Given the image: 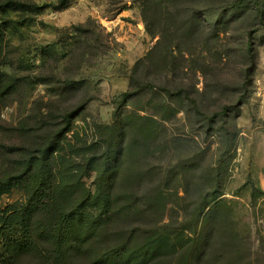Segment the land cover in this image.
Wrapping results in <instances>:
<instances>
[{"label": "rangeland", "instance_id": "obj_1", "mask_svg": "<svg viewBox=\"0 0 264 264\" xmlns=\"http://www.w3.org/2000/svg\"><path fill=\"white\" fill-rule=\"evenodd\" d=\"M229 1L0 0V246L38 229L50 165L67 207L101 191L58 264H264V28L246 90L249 17Z\"/></svg>", "mask_w": 264, "mask_h": 264}, {"label": "trees", "instance_id": "obj_2", "mask_svg": "<svg viewBox=\"0 0 264 264\" xmlns=\"http://www.w3.org/2000/svg\"><path fill=\"white\" fill-rule=\"evenodd\" d=\"M12 2V1H11ZM230 11L234 12L235 10H242L241 14L247 15L249 17V21L245 24L243 39L245 41V47L247 52V65L243 70V80L242 84L244 88L247 90L248 86H252L254 82V70L256 69L258 62V50L256 48V39L255 33L257 30L264 28V1L263 0H231L229 1ZM12 3H7L5 6H13L8 5ZM15 4V3H14ZM16 8V7H14ZM246 94L241 95L240 102H245ZM225 107V106H224ZM226 110V109H225ZM224 112V111H222ZM45 159L44 157H32L30 162L27 164L23 171L16 176L20 178L24 176L30 170L29 164L34 165L35 160ZM47 167V170H40V175H45V179L47 185L45 187L42 186L41 183L33 190V193L27 198L28 203H31L30 200H34V204L32 206H28L30 211V216L32 217V224H37L38 229H34V227L30 229H26L18 235L10 233L11 231L5 234L6 237H10L12 235L13 242H17L16 245L7 244L2 242V246H0V264H21V257L33 251L38 252V256L45 260V258H49L50 264H58L61 256L63 254L64 246L63 244V234L68 226V221L73 214H77L78 212L85 211V202L92 201V197H96L97 194H101V191L97 193L94 192V196L90 197V193L85 197H81L80 201L74 207H67L65 205V200L67 197V193H69L68 184L67 187L61 185V178L64 176V171L56 169L52 166H44ZM97 172V187L103 189H107L108 186L103 183L100 185V180L102 178L103 173L106 172L105 169H96ZM39 175V177H40ZM65 188V189H64ZM110 189L106 191L107 195H109ZM107 198V197H106ZM103 198L101 200L102 205L97 210V214L101 217L105 216L107 212H110V209L105 207L107 204V199ZM99 201V199L94 200ZM87 212V211H86ZM13 214H8L6 218H9ZM6 222V221H5ZM64 230L61 229L62 223H65ZM7 224V222L5 223ZM46 227H49L50 235L49 239L51 241V248L49 251V255L45 257V250H42L41 247V239L42 232L48 234L46 232ZM10 231V232H9ZM11 238V237H10ZM14 244V243H13ZM65 245V243H64ZM44 252V253H43ZM54 261V262H53ZM41 261L40 264H42Z\"/></svg>", "mask_w": 264, "mask_h": 264}]
</instances>
